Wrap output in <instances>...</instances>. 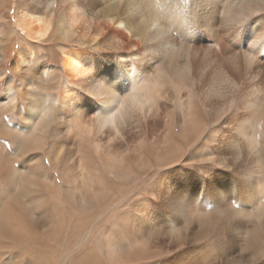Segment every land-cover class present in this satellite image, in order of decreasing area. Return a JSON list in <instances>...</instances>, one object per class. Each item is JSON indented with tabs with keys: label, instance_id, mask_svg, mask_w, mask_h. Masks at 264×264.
<instances>
[{
	"label": "bare ground",
	"instance_id": "1",
	"mask_svg": "<svg viewBox=\"0 0 264 264\" xmlns=\"http://www.w3.org/2000/svg\"><path fill=\"white\" fill-rule=\"evenodd\" d=\"M12 1L0 264H264V0Z\"/></svg>",
	"mask_w": 264,
	"mask_h": 264
},
{
	"label": "rangeland",
	"instance_id": "2",
	"mask_svg": "<svg viewBox=\"0 0 264 264\" xmlns=\"http://www.w3.org/2000/svg\"><path fill=\"white\" fill-rule=\"evenodd\" d=\"M19 1H21V0H19ZM26 0H24V2H25ZM12 6H13V10H12V12L10 13V21L12 22V27H13V29H15L14 28V26H13V23H14V16H15V13H16V9H17V0H13L12 1ZM18 38H23V36H20L19 35V37ZM20 41H21V39H19ZM59 43L57 42V43H55V44H53V46H52V48H48L47 50H48V54L47 53H44V51H42V47L41 46H36L35 44H34V46H33V49L35 50V53H36V55L38 56L39 54L40 55H45L44 57H47V55H49V59H48V64H52L53 65V67L54 66H61V60H62V54L60 53L61 51H60V49H59V47L57 46ZM22 45L23 44H17V46L18 47H20V48H22ZM24 47V50L25 51H27V52H30V50L25 46V45H23ZM16 49H17V47L15 48V50L14 51H16ZM55 52H54V51ZM57 52V53H56ZM53 53H55V54H53ZM36 55H35V59H36ZM37 61H39L40 62V60H38V59H36ZM12 61V59L7 63V65H5L4 67H3V69H6V74L7 75H10V71H9V66H10V62ZM39 62H37V63H39ZM52 67V68H53ZM0 92H1V90H0Z\"/></svg>",
	"mask_w": 264,
	"mask_h": 264
}]
</instances>
